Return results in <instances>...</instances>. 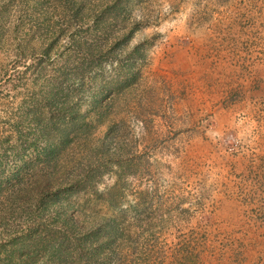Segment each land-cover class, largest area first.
Wrapping results in <instances>:
<instances>
[{"label": "rangeland", "instance_id": "obj_1", "mask_svg": "<svg viewBox=\"0 0 264 264\" xmlns=\"http://www.w3.org/2000/svg\"><path fill=\"white\" fill-rule=\"evenodd\" d=\"M0 264H264V0H0Z\"/></svg>", "mask_w": 264, "mask_h": 264}]
</instances>
